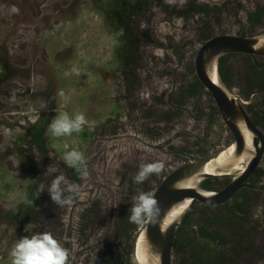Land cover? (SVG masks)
Returning a JSON list of instances; mask_svg holds the SVG:
<instances>
[{"label": "rangeland", "instance_id": "1", "mask_svg": "<svg viewBox=\"0 0 264 264\" xmlns=\"http://www.w3.org/2000/svg\"><path fill=\"white\" fill-rule=\"evenodd\" d=\"M139 1L143 5L127 23L136 41L129 54L127 33L116 30L111 16L114 0H0V254L10 264L14 243L35 232H50L62 244L70 241L69 264L129 262L139 228L130 239L121 237L116 228L120 213L130 210L140 191L152 193L181 164L173 159L168 165L164 155L153 152L163 170L136 184L140 165L152 163L136 147L146 151L143 142L160 144L174 137L178 147L198 152L193 142L206 139L204 150L212 153L232 143L218 116L206 137L201 119L206 95L178 103L180 93L194 78L201 35L264 31V17L252 29L247 22L249 13L264 8V0H195L213 10L208 16L185 12L188 0ZM13 6L18 14L11 12ZM230 63L240 69L239 57ZM232 89L240 94V82ZM61 112L83 113L93 124L71 136L53 137L49 125ZM36 123L44 129V150L29 135ZM73 149L84 153L89 173L77 183L80 194L74 202L81 204L74 220L100 200L104 211H93L81 231L74 228L66 239L74 202L59 208L46 191L33 196L40 184L47 188L58 175L74 182L72 168L62 159ZM250 212L256 217L263 209L254 204ZM56 223L61 227L54 231ZM256 242L264 244V231ZM254 264H264V258Z\"/></svg>", "mask_w": 264, "mask_h": 264}, {"label": "water", "instance_id": "2", "mask_svg": "<svg viewBox=\"0 0 264 264\" xmlns=\"http://www.w3.org/2000/svg\"><path fill=\"white\" fill-rule=\"evenodd\" d=\"M230 54L258 57L264 62V31L245 36L216 35L197 48L193 61L195 76L211 96L232 143L199 157L156 146L163 154L178 155L185 161L170 169L152 192L159 215L155 222L146 221L137 231L129 264H173L174 240L193 202L222 206L240 189H257L264 184V180L255 186L246 183L264 155V133L245 110L252 97L244 100L219 75L218 60ZM207 179H229V183L221 190H207L201 187Z\"/></svg>", "mask_w": 264, "mask_h": 264}, {"label": "trees", "instance_id": "3", "mask_svg": "<svg viewBox=\"0 0 264 264\" xmlns=\"http://www.w3.org/2000/svg\"><path fill=\"white\" fill-rule=\"evenodd\" d=\"M143 4L138 0L131 3L128 0H114L111 16L116 30H124L129 38L128 52L135 51V39L132 28L127 24L131 13L139 11ZM194 14L208 16L212 9L201 6L195 0H190L186 11ZM181 12H178V14ZM264 14V8H257L247 16L249 27L252 29L260 24ZM245 36V33H240ZM212 35L204 33L202 41L210 39ZM233 57L241 60L240 69L230 63ZM218 70L224 83L232 88L240 82V94L248 97L256 90L264 95V62L258 57L248 55L230 54L218 60ZM201 84L196 80L181 92L182 101L189 96L198 93ZM253 122L264 128V120L258 117V111L252 113ZM29 135L39 150H44V129L39 123L34 124ZM27 136L24 138L26 139ZM26 150L21 149V152ZM22 156V155H21ZM23 157V156H22ZM34 167V163L30 161ZM75 175L74 182L77 184L80 176L72 168ZM257 176H264V168L257 171ZM218 180L207 179L202 182L201 187L207 190H217L215 186ZM260 200V194L256 191L242 190L229 202L222 206H203L193 202L187 210L182 224L179 227L173 246L175 264H254L257 259L264 258V244L258 245L256 238L264 231V209L262 215L254 217L250 212L252 203ZM264 207V201H262ZM97 212V210H95ZM130 211H123L118 217L116 228L121 237L130 239L142 225L131 223L128 217ZM111 264H114L112 261ZM121 264V263H118Z\"/></svg>", "mask_w": 264, "mask_h": 264}, {"label": "clouds", "instance_id": "4", "mask_svg": "<svg viewBox=\"0 0 264 264\" xmlns=\"http://www.w3.org/2000/svg\"><path fill=\"white\" fill-rule=\"evenodd\" d=\"M11 12L18 14L19 9L13 6ZM72 71L77 75L80 74L78 68H73ZM59 95L64 97L65 93L60 91ZM92 124L93 122L87 120L83 113L70 116L67 112H61L50 123L49 131L53 137H66L73 133H80L85 126L91 127ZM62 159L82 179L88 177L86 157L83 152L73 149L66 152ZM163 168L162 161L141 164L133 177L134 183H144L151 175L159 174ZM45 191L55 205L66 206L71 205L79 196L80 185L67 181L66 177L61 174L53 179L47 188L44 184H40L33 197L38 198ZM133 199L134 203L129 210L131 213L128 217L129 221L137 225H143L146 221L155 222L160 210L154 194L140 191ZM26 203L32 204V200H26ZM9 256L11 264H69L70 252L52 233L35 232L31 236L19 238L12 246Z\"/></svg>", "mask_w": 264, "mask_h": 264}, {"label": "flooded vegetation", "instance_id": "5", "mask_svg": "<svg viewBox=\"0 0 264 264\" xmlns=\"http://www.w3.org/2000/svg\"><path fill=\"white\" fill-rule=\"evenodd\" d=\"M154 1H157L158 4H160L161 0H154ZM190 2V0H188V2L186 3V6L187 4ZM186 6H185V9L184 11H186ZM166 8H172V7H166ZM255 11V10H254ZM253 11V12H254ZM189 14L192 13L194 14L193 12H190V11H187ZM264 17V14L263 16L261 17V19ZM260 19V21H261ZM248 22V21H247ZM193 70H194V64H193ZM219 71V70H218ZM195 72H194V78L192 79L191 83H195ZM197 80V78H196ZM198 81V80H197ZM199 82V81H198ZM190 84H188L187 86H190ZM202 86V85H201ZM257 92L256 90H253L248 97H244L241 96L244 98V100L248 101L251 97H252V100L251 102L245 107V110L246 112L249 114L251 120L253 121L252 117V113L253 111H258V117H261L263 120H264V95L263 94H260L259 92V95H255L254 93ZM200 93H203V95H206L208 97V102L205 101L204 103V106H207V112H203L202 115L203 117L201 119H204L206 120V123L204 125V131L206 132L205 134L207 135L206 137H208V129L209 127L213 124V118L215 117H220L218 111H217V108L215 107L214 105V102L211 98V96L205 91V89L203 88H199L198 90V93H196V95L194 96H189L187 98H197V96L200 95ZM182 97L181 96V93H180V99L178 103H181L182 102ZM200 98H203V97H200ZM181 107V106H180ZM254 123V122H253ZM255 124V123H254ZM256 125V124H255ZM258 126L264 133V128H262V126L260 125H256ZM226 128V127H225ZM227 129V128H226ZM232 138V137H231ZM232 140V139H231ZM174 141V137L173 138H170L169 140H167L166 142H161L160 144H154L152 143L151 141L150 142H143L144 143V147H146V151H144V149L142 148H138L136 147V151H139V152H142L141 155L143 154L144 156V159L146 162H156V160L158 159L155 155H153V152L157 153V154H160V155H164L165 156V159L163 160L166 164H173V159H177L179 160V162H184L185 161V158L181 157V156H178V155H167V154H163L160 150H158L156 148V146H160L161 149L163 150H166V151H178V152H181V153H186V154H189V155H192L194 157H199V156H203L205 154H208V151H205L204 150V146L206 145V139L204 140H197V141H194L193 143H195L196 145H194L195 148H198V152H195L194 149L190 148V149H184V148H181V147H178L177 145H175L173 143ZM203 147V148H202ZM204 150V151H203ZM261 168H264V155L262 157V160L260 162V165L259 167L256 169V171L250 176V178L248 179V181L246 182L248 185H252V186H255L257 184H259L261 181L264 180V176L262 177H258L257 176V171ZM74 176V175H73ZM75 177V176H74ZM215 180H218V184L215 186V188L217 190H221L223 187H225L228 183H229V179H215ZM80 182V179L79 181ZM250 190V191H256L260 194V200L259 201H255L252 203V206L250 207V211H251V208H253V205L254 204H260L262 209H264L263 207V204H262V201H264V184L263 185H260L257 189H250V188H242L240 189L237 193H239L240 191L242 190ZM148 192V191H147ZM236 193V194H237ZM235 194V195H236ZM234 195V196H235ZM51 201V200H50ZM101 203L102 201L100 200V202H98V205L95 206L94 209L92 208H89V207H86L82 214H80V219L77 218V220L75 221L74 220V217L76 215L73 216V213L75 214V208L76 206L80 205L81 203L78 202V201H75L70 212H69V216H68V220H67V224H66V228H65V232H64V237L66 239H68V236H69V233L70 231H72L74 228H78L80 231L82 229V226L84 225L83 224V221H85L87 219V217L90 215H92L93 211L97 210V214H102L104 209L101 208ZM59 208H63V206H60ZM79 215V214H78ZM87 221V220H86ZM64 224V222H63ZM53 226H55V229H59L61 227V225L59 223H56V224H53ZM65 248L69 249V252H70V257H69V263L71 262V259H72V253H73V244L70 242V241H67L66 243H63L62 244ZM122 264H129L128 261H125L124 263Z\"/></svg>", "mask_w": 264, "mask_h": 264}, {"label": "built area", "instance_id": "6", "mask_svg": "<svg viewBox=\"0 0 264 264\" xmlns=\"http://www.w3.org/2000/svg\"><path fill=\"white\" fill-rule=\"evenodd\" d=\"M0 264H10L6 261V259L4 258L2 254H0Z\"/></svg>", "mask_w": 264, "mask_h": 264}]
</instances>
